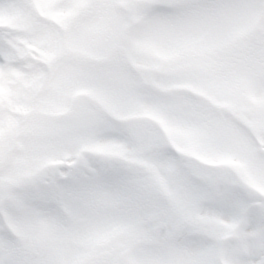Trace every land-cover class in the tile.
<instances>
[{
	"label": "snow or ice",
	"instance_id": "1",
	"mask_svg": "<svg viewBox=\"0 0 264 264\" xmlns=\"http://www.w3.org/2000/svg\"><path fill=\"white\" fill-rule=\"evenodd\" d=\"M0 264H264V0H0Z\"/></svg>",
	"mask_w": 264,
	"mask_h": 264
}]
</instances>
